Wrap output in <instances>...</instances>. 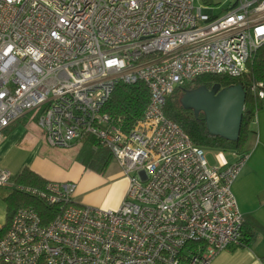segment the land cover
<instances>
[{"label":"built area","instance_id":"obj_1","mask_svg":"<svg viewBox=\"0 0 264 264\" xmlns=\"http://www.w3.org/2000/svg\"><path fill=\"white\" fill-rule=\"evenodd\" d=\"M196 0H0V140L27 113L48 145L85 138L105 146L128 178L114 209L76 203V183L0 188L50 208L18 206L0 237L4 264H210L242 243L232 193L248 153L209 166L202 148L165 114L181 85L203 75L239 77L264 44V0L215 13ZM141 82L149 100L125 130L105 106L119 83ZM261 84L250 89L264 100Z\"/></svg>","mask_w":264,"mask_h":264},{"label":"trees","instance_id":"obj_2","mask_svg":"<svg viewBox=\"0 0 264 264\" xmlns=\"http://www.w3.org/2000/svg\"><path fill=\"white\" fill-rule=\"evenodd\" d=\"M252 83L261 84L258 89L264 91V44L256 50L251 61L248 62L247 72L239 77L203 75L191 82L181 85L167 99L165 114L180 125L196 146L202 149L215 148L222 151L231 150L242 154L245 152L244 147L248 134L250 133L249 125L253 119L254 111L260 104L264 103V100L258 99L250 89ZM215 84H219L221 88L240 84L246 92L240 133L235 141H227L218 136L210 135L207 132L202 112L195 116L191 110H185L181 107L179 100L183 91L196 88L200 85H205L210 89ZM148 100V91L143 83H119L115 86L104 110L113 119L120 122L125 130H128L141 118ZM7 128L4 130V134ZM80 144L81 146L77 158L81 164H83L85 168H91L98 172L105 171L112 160L110 151L91 137L85 138ZM15 182L17 184L44 187L48 180L44 179L33 170L24 167L19 172ZM4 201L6 204V223L0 227V237L4 234L12 213L18 206L32 205L41 213L50 209L36 198L14 190L11 191ZM242 243L243 245L246 243L243 230ZM0 264L4 263L0 261ZM40 264H43V262Z\"/></svg>","mask_w":264,"mask_h":264},{"label":"rangeland","instance_id":"obj_3","mask_svg":"<svg viewBox=\"0 0 264 264\" xmlns=\"http://www.w3.org/2000/svg\"><path fill=\"white\" fill-rule=\"evenodd\" d=\"M229 1L233 0H196L200 8L212 7L215 13L225 9ZM28 114L20 124L22 132L17 130L5 137V147L0 155V166L16 176L25 165L27 168L40 174L48 181H72L76 183L73 199L76 203L94 208L108 209L117 206L125 194L128 178L118 163L112 159L103 172L85 168L78 160L77 154L80 143L69 147H52L46 142L43 132L29 119ZM31 123V124H30ZM24 133V137L21 134ZM39 142L37 151H33V143ZM208 165L214 163L219 150L203 148ZM222 154L231 155V150H220ZM0 188V193H6ZM2 197H0L1 200ZM4 209L0 202V224L3 223Z\"/></svg>","mask_w":264,"mask_h":264},{"label":"crops","instance_id":"obj_4","mask_svg":"<svg viewBox=\"0 0 264 264\" xmlns=\"http://www.w3.org/2000/svg\"><path fill=\"white\" fill-rule=\"evenodd\" d=\"M28 114H25L7 128L6 133L3 134L0 140V155L2 148L5 147L3 139L14 131L19 130L22 132V127L25 128V126H20V124H25L24 120L28 118ZM29 119L32 121L33 127H35L34 116L32 115ZM249 127L250 133L244 147L248 157L232 184V193L243 217V235L246 243L238 247L220 250L212 258L210 264H264V103L255 109ZM23 137L24 133L21 134L20 138ZM39 144L40 141L33 143V151L38 150ZM231 152V155H225L219 150L215 162L210 164V166H222L232 163L238 158L240 153ZM24 167L26 166L24 165L22 168ZM18 174L16 176L12 175V178L16 180ZM3 189H5L6 193H0V197H2L0 202L3 204L4 221L0 224V227L6 223V204L4 199L12 191L9 188ZM124 196L125 194L120 203ZM120 203L110 209L118 207Z\"/></svg>","mask_w":264,"mask_h":264},{"label":"water","instance_id":"obj_5","mask_svg":"<svg viewBox=\"0 0 264 264\" xmlns=\"http://www.w3.org/2000/svg\"><path fill=\"white\" fill-rule=\"evenodd\" d=\"M246 92L240 84L221 88L219 84L210 89L200 85L182 92L181 107L191 110L195 116L204 115L207 132L227 141L239 137Z\"/></svg>","mask_w":264,"mask_h":264}]
</instances>
